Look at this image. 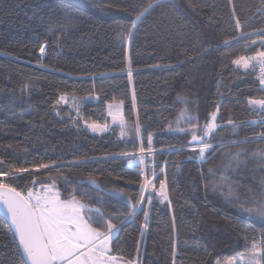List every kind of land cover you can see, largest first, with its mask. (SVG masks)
<instances>
[{"label":"trees","instance_id":"obj_1","mask_svg":"<svg viewBox=\"0 0 264 264\" xmlns=\"http://www.w3.org/2000/svg\"><path fill=\"white\" fill-rule=\"evenodd\" d=\"M153 2L0 0V168L61 164L24 173L14 186L54 179L65 199L100 208L118 225L112 255L138 264H222L245 252V237L250 244L264 232V221L243 216L221 183L226 176L246 207L264 199V163L250 155L264 150V141L232 143L264 131L250 123L264 114L248 104L264 92L251 70L233 64L264 51V0L165 2L132 30L135 15ZM62 94L86 101L82 118L57 104ZM178 96L190 101L201 126L219 108L223 127L209 139L213 148L204 160L187 147L190 135L174 130L182 108ZM120 101L127 137L120 127L101 134L84 127V121L103 122L105 106ZM137 123L140 133L134 134ZM149 134L154 152L146 155L141 175L140 165L128 163L148 147ZM182 146L186 150L177 151ZM238 149L249 153L246 163L225 171L228 153ZM153 173L155 189L165 182L168 200L154 194L129 218L145 176ZM90 178L99 190L87 183ZM17 244L0 216V264H22Z\"/></svg>","mask_w":264,"mask_h":264},{"label":"snow or ice","instance_id":"obj_2","mask_svg":"<svg viewBox=\"0 0 264 264\" xmlns=\"http://www.w3.org/2000/svg\"><path fill=\"white\" fill-rule=\"evenodd\" d=\"M167 2L173 7H176L175 0H154L149 3L147 7L143 8L135 18L131 21V29L135 30L144 23L145 19L152 14V12ZM239 27L240 21H236ZM264 32V29L259 30ZM133 31H129L128 36L131 37ZM225 45L229 41H224ZM257 42L252 41L255 45ZM260 45L264 46V37L260 40ZM39 52L43 55L45 53V45H41ZM255 61L260 68L259 83L264 85V51H259L256 56L245 57L240 56L233 60V64L242 66L248 69ZM27 90V86H26ZM177 101L182 106L178 113L176 120L175 131L190 135V140L187 142V147L191 148L193 153L198 152L200 160L205 159V153L213 148V144L209 139L214 136L217 129L222 128L223 125L218 123V112H213L206 119L203 126L199 123V118L192 114L187 105L190 103L186 97H177ZM68 103L66 95L62 94L57 100ZM123 101L115 104H109L108 115L112 118L113 123H119L120 135L124 137L126 132V122L121 114L120 108ZM248 104L254 112L259 111L264 114V98L254 99L249 98ZM77 115L79 109H76ZM229 124L233 121L229 120ZM251 124H260L264 126V120L251 121ZM245 126V125H240ZM87 127L93 132H105L108 130V125H100L97 123L87 124ZM172 129V125L169 124ZM141 126L137 123L134 127V134L140 133ZM234 131V130H233ZM152 134L147 137L148 147H140L139 151L142 154L152 155L154 149L152 147ZM253 141H264V131H261L254 137H246L244 140L233 141V144H247ZM221 147H225L221 144ZM186 150L182 146L177 151ZM246 149H238L236 152H229V160L225 167L228 168L239 167L241 163H246L243 158L248 156ZM261 159L264 163V150L253 152L250 154ZM191 158V157H190ZM143 158L140 163H143ZM4 163L0 160V165ZM76 164V162H73ZM61 164L53 161L51 164L40 163L34 165L31 169L28 167H12L7 169L0 168V205L6 210L10 216L11 224L14 226V236L18 238L17 252L21 256L22 264H132V261H126L123 257L116 255H109L111 241L118 231V225L112 223V219L105 216L100 208H88L89 213H95V216L89 215L85 218L83 210L87 207L72 197L70 199H62L56 180L40 181L33 178L31 184L33 187L27 189H20L14 184L26 179L23 174L39 172L40 170H49L53 167L59 168ZM76 166H79L78 164ZM235 170V169H233ZM212 172V170H209ZM143 175V173H140ZM156 178V173L152 174V178L145 176L141 184V198L137 204L132 205V211L128 213L129 218L134 217L140 205L147 199L151 203L154 194H158L163 200H168V192L163 180L160 181L158 193H156L155 184L153 180ZM87 183L93 185L96 189H100L99 184L95 179L90 178ZM221 183L227 186V191L222 193L230 201H234L239 205L240 213L252 219L253 217L264 221V199L256 204L255 207H246V202L240 201L239 194L228 182L226 176L221 177ZM39 184V189L35 185ZM262 188H264V178L261 179ZM149 192L145 197L144 193ZM75 191V189H73ZM216 190V189H214ZM108 195H120L119 193H108ZM99 199V198H98ZM127 202V201H126ZM147 220V213H145ZM124 221L121 220V224ZM94 224L98 226H93ZM246 248L245 252L238 254L232 260L227 261V264H264V232L260 233L259 239H253L249 244L247 237H245ZM175 250L173 256L175 257ZM175 264V261H173ZM219 264V261L217 262Z\"/></svg>","mask_w":264,"mask_h":264},{"label":"rangeland","instance_id":"obj_3","mask_svg":"<svg viewBox=\"0 0 264 264\" xmlns=\"http://www.w3.org/2000/svg\"><path fill=\"white\" fill-rule=\"evenodd\" d=\"M66 97H67V99H68V103L60 102L61 105L68 107L69 111H70L71 113H73V115H74L75 118H82V108H83V106L85 105L86 101H85V100L78 99V98L73 97V96H66ZM90 101H96V98H95V97H92V98H90ZM109 104H115V103H109ZM109 104H107V105L105 106V111H104V113H105V120H104L103 122H92V123H97V124H100V125L107 124V125L109 126L107 131H109L112 127H118V126L120 127L119 123H113V122H112V118L108 115V112H109L108 105H109ZM77 108L79 109V114H78V115H77V111H76ZM120 111H121V110H120ZM92 123L85 122V121L83 122L84 127H85L89 132H91V133H97V134H101V133H105V132H107V131H105V132H93V131H91V129L87 127V124H92ZM126 132H127V134H126L124 137H127V136H128V129H126ZM142 158H143V161H144V162H143V163H140V160H141ZM146 160H147L146 154H142V153L139 152L138 156H137L135 159L131 160V161L128 163V165H130L131 167H133V166H135V165H140V166L142 167V172L144 173L143 170H145V167H146ZM37 190H38V189H37ZM158 190H159V189H158ZM158 190L156 189V193H158ZM149 192H152V190L149 189L148 192H145V193H144V196L147 197L148 194H149ZM110 193H112V192H110ZM113 193H114V192H113ZM114 196H115V195H114ZM156 196H159V195L156 194ZM61 198H62V199H65V197H62V195H61ZM70 198H72V197H70ZM70 198H66V199H70ZM75 199H76L77 201H79L80 203L86 205V204H85L84 202H82L81 200H78L77 198H75ZM147 205H148V202H147V199H146L145 202H144L142 205H140V206L138 207L137 211L141 210L142 207L144 208V207H146ZM86 206H87V207L83 210V214L85 215V218L87 219L89 215H93V216H95V213H89V212H88V208H92V209H96V208H94V207H89L88 205H86ZM93 226H98V225L94 224ZM114 236H115V235H114ZM113 238H114V237H113ZM239 254H240V253H239ZM109 255H112L111 252H109ZM236 256H237V255H236ZM236 256H235V257H236ZM132 264H138V263H137L136 261H132ZM222 264H227V262H224V263H222Z\"/></svg>","mask_w":264,"mask_h":264},{"label":"built area","instance_id":"obj_4","mask_svg":"<svg viewBox=\"0 0 264 264\" xmlns=\"http://www.w3.org/2000/svg\"><path fill=\"white\" fill-rule=\"evenodd\" d=\"M263 33H264V32H263ZM252 64H254V65H256V66H255V67H252V66L250 65L249 68H250L251 71L254 73V75H255V79L257 80L260 89L264 92V85H261V84L259 83V75H260V68H259V65H258L255 61H253Z\"/></svg>","mask_w":264,"mask_h":264},{"label":"water","instance_id":"obj_5","mask_svg":"<svg viewBox=\"0 0 264 264\" xmlns=\"http://www.w3.org/2000/svg\"><path fill=\"white\" fill-rule=\"evenodd\" d=\"M0 216H1L2 218H4V219L7 221V223H8L9 226L11 227L12 232H13V234H14V226L11 224L10 216L6 213V210H5V208L3 207V205H0ZM14 237H15V236H14ZM15 239H16V241H17V243H18V238L15 237Z\"/></svg>","mask_w":264,"mask_h":264},{"label":"crops","instance_id":"obj_6","mask_svg":"<svg viewBox=\"0 0 264 264\" xmlns=\"http://www.w3.org/2000/svg\"><path fill=\"white\" fill-rule=\"evenodd\" d=\"M242 67V66H241ZM243 68V67H242ZM244 69V68H243ZM249 70H251L250 68H248ZM96 98V97H95ZM120 110H121V114L123 115V113H122V105H121V108H120ZM119 127V126H118ZM144 174V173H143Z\"/></svg>","mask_w":264,"mask_h":264}]
</instances>
